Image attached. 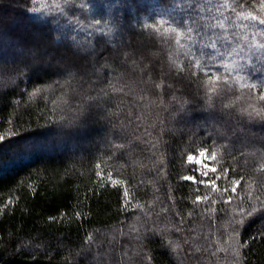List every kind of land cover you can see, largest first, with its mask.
<instances>
[{
  "label": "trees",
  "instance_id": "trees-1",
  "mask_svg": "<svg viewBox=\"0 0 264 264\" xmlns=\"http://www.w3.org/2000/svg\"><path fill=\"white\" fill-rule=\"evenodd\" d=\"M143 2L0 0V264H264V0ZM55 20L69 36L54 43L93 64L31 76L19 56L49 49L17 26ZM96 97L112 117L78 146L65 127ZM201 150L207 177L188 159Z\"/></svg>",
  "mask_w": 264,
  "mask_h": 264
},
{
  "label": "rangeland",
  "instance_id": "rangeland-1",
  "mask_svg": "<svg viewBox=\"0 0 264 264\" xmlns=\"http://www.w3.org/2000/svg\"><path fill=\"white\" fill-rule=\"evenodd\" d=\"M1 1L7 3L10 1H16V0H1ZM149 1H151V0H140V2H143V3H146ZM33 14H34L33 16L36 17L35 19H33L34 24L37 23L36 21L43 19L40 15H37L35 13H33ZM105 15H106V13H105ZM107 15H106V17H107ZM18 16H19V20H22L23 17H21L20 15H18ZM46 17H49V16H46ZM54 23L59 24L58 20H55ZM34 24H32V25L28 24L25 27H22V26L18 27L17 26V29H16V33H19L21 35L20 37L23 38V41H25L26 43L29 42V44H27V45L23 43L24 46H26L27 48L34 47V49H37L39 51H41V50L44 51L47 48L49 49L47 51V53L49 55H47V54L41 55L39 60L36 59V61L34 60V58H35L34 56L32 58H29L30 54H27L26 56L22 54L21 56H19L18 60L19 61H20V59L22 60L24 65H26L27 70L30 72L31 76H34L35 74H40L44 70H48V69L54 73H56L57 70L64 71V68H66L65 70H68V69L72 68L73 64H74L75 70L77 72H83L84 71L83 67L87 68V66L93 64V60H91L92 56L87 53V51L89 49L85 48V50H81V52L80 51H74L72 49H69V47L65 46L64 44H57V43L55 44L54 43V40H55V37L57 36V34H58L59 38H65V35H68V28L66 26H63L60 24L59 25L55 24V30H54V28H52V27L51 28H43V27L36 26ZM127 28L128 29H126V28H124L123 30L120 29L121 35L117 36V41H118V45L120 47H125V48L127 47V49L129 50L131 47H130V41H129L130 38L128 35V31H129V29H130V31L133 29H132L131 25H127ZM50 34H52V36H53L51 40L48 37V35H50ZM66 41L69 42V40H66ZM155 44L151 43V45H150V42L147 41L146 45L151 46L149 49H152V47H153V48H155V50L153 49V52H148L144 55H148V57L151 55L152 58L155 59V60H153L152 63H154V61H155L157 66L160 67V70H164L166 72H169L168 67H167L168 61L167 60L165 61L162 58H160V53L157 50L162 51L161 47H160V45L157 46ZM87 46H89V45H87ZM53 52H54V54H53ZM141 53H143V52H141ZM112 54H114V52H112L111 55ZM131 54H133V53H131ZM138 54H140V53H138ZM114 56H116V54H114ZM136 57L143 58V55H136ZM148 61H149L148 63L151 64V60H148ZM61 66H63V67H61ZM69 81H67V83ZM186 82H188V81H186ZM6 84H8V81L6 82ZM70 85H67V84L63 85V89H64L63 91H65V93L68 96L69 95L71 96V94H72V97H74V100H75L79 97L78 96L79 94L76 93L77 94V96H76L77 98H76L74 95L75 94V90H74L75 87H73V82H71ZM96 98L97 99H94L93 100L94 102H92V103H88L90 101L89 100L84 105L77 104V110L76 111L78 112V114L77 113L76 114L78 115V117H80V119L77 120V118H76L74 120H68V124L65 127V130L67 132L73 131L75 129L76 131H78V133L85 136V139H84L85 141L83 140V143L79 144L78 146L82 145V147L88 148V146L92 147L93 145L98 143V141H97L98 139H96V136H95L96 133H92V131L95 132V129H97V131H99L100 128L102 127V126H100L99 123L107 122L108 119H111V117H112L111 114L113 113V111H110L108 109V107L106 108V106L104 104L105 102H99V100H98L99 97H96ZM225 119H226V122H228L230 124V126H234L236 128H238L239 124L243 123V119L241 117H238V116L235 117L234 115H227L225 117ZM111 122H112V120H111ZM111 122L109 121V124H111ZM199 125H202V123H199ZM90 130H92V131H90ZM218 131L219 130L217 129V132ZM90 132H91V134H90ZM163 132H164V128L163 127L159 128V133L162 134ZM257 137L261 138V140H257L256 137H255V140H257L259 143H264V139L262 140V138H264V133H262V135H259ZM200 152H204L206 154L205 157H201L199 155ZM191 156L194 157V159L189 160V161L198 167V171H199L200 175H202V177H207L211 172V171H208V169L213 168V166L210 163L211 157L209 156L208 152L206 150H201V151H199L198 154L191 155ZM200 161H203V163H200ZM204 164L208 165V169L204 168V166H203ZM206 171H207V175L205 176L204 173ZM193 178H194V180H196L195 177H193ZM205 181H207L209 183L208 180H205Z\"/></svg>",
  "mask_w": 264,
  "mask_h": 264
},
{
  "label": "snow or ice",
  "instance_id": "snow-or-ice-1",
  "mask_svg": "<svg viewBox=\"0 0 264 264\" xmlns=\"http://www.w3.org/2000/svg\"><path fill=\"white\" fill-rule=\"evenodd\" d=\"M32 2H33V3H36L37 0H32ZM172 3H173V4L175 5V7H177V8H181V9H183V8L187 7V9H188L189 12L195 11V0H172ZM252 19H256V18H255V17H252ZM185 23H186V25H189V26L187 27V31H188L189 33H191V32L193 31V28H192L190 25H192V24H196L197 21L192 20V21H186ZM260 23H261V24H264V20H261ZM173 30H175V29H173ZM196 31L199 33V32L201 31V29H196ZM204 46H205V47H210V48H215V47H216V44H215V41H212L210 44H207V45H204ZM251 87L254 88V87H256V85H251ZM261 99H264V96H262ZM199 155H200L201 157H205L206 154H205L204 152H200ZM188 159H189V160H193L194 157L189 156ZM200 163H203V161H200ZM203 166H204L205 169H208V165L204 164ZM208 171L216 172V169H215V168H211V169H208ZM204 175H205V176L207 175V171L204 173ZM184 179H185V180H192L194 183L196 182V181L194 180V178L191 177V176H185ZM201 183H203V181H201ZM233 190H234V189H233ZM89 239H91V237H89Z\"/></svg>",
  "mask_w": 264,
  "mask_h": 264
}]
</instances>
